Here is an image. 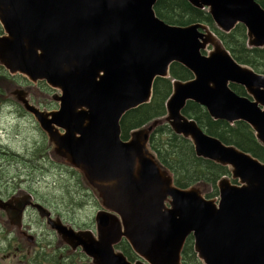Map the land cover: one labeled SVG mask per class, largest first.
Wrapping results in <instances>:
<instances>
[{
  "label": "water",
  "instance_id": "95a60500",
  "mask_svg": "<svg viewBox=\"0 0 264 264\" xmlns=\"http://www.w3.org/2000/svg\"><path fill=\"white\" fill-rule=\"evenodd\" d=\"M157 1L0 0V64L60 92L54 98L59 109L49 113L17 98L54 145L50 156L80 173L102 207L95 232L52 217L25 191L0 200V210L10 229L33 244L32 234L20 232L30 207L59 241L91 264H182L190 236L202 264H264V163L208 135L183 114L186 103L195 102L214 120L246 123L264 147V74L237 63L208 25L161 20ZM187 2L206 10L221 32L242 24L247 46L264 48V8L256 0ZM173 63L192 77L172 81L165 117L122 140L121 118L150 102L155 79L169 78ZM232 84L245 95L236 94ZM161 123L189 140L196 157L228 168L230 175L217 182V199L205 198L201 184L175 185L148 145ZM122 240L137 261L116 248Z\"/></svg>",
  "mask_w": 264,
  "mask_h": 264
},
{
  "label": "trees",
  "instance_id": "16d2710c",
  "mask_svg": "<svg viewBox=\"0 0 264 264\" xmlns=\"http://www.w3.org/2000/svg\"><path fill=\"white\" fill-rule=\"evenodd\" d=\"M256 1L264 8V0ZM154 10L156 15L167 24L186 26L201 22L208 25L237 63L264 74V48L247 46L246 29L243 25L235 26L229 33L221 32L215 27L207 11L194 8L187 0H158ZM191 77V73L186 68L173 63L170 66V78H156L150 102L126 112L121 118L122 140H127L132 130L165 117V103L172 92V81L174 79L186 81ZM230 87L236 94L245 95L241 86L232 84ZM183 114L193 119L208 135L264 162V147L257 142L253 131L246 123L240 121L229 124L226 121L214 120L202 106L192 101L186 103ZM149 148L156 155L159 163L171 172L176 186L186 188L202 184L207 190L205 196L208 198L217 196V182L223 176L230 175L227 167L196 157L190 141L174 134L166 123L159 124L152 131ZM72 172L79 181L82 179L78 172L74 170ZM116 248L123 252L128 260L132 261L136 258L124 240ZM35 256L40 261L45 260L41 253ZM76 256L77 259L80 257L84 261L80 262L81 264H88L85 262L86 257L80 252L66 256L67 262L64 264H75L73 258ZM182 264H202L193 252L191 236L186 240Z\"/></svg>",
  "mask_w": 264,
  "mask_h": 264
},
{
  "label": "rangeland",
  "instance_id": "374dc122",
  "mask_svg": "<svg viewBox=\"0 0 264 264\" xmlns=\"http://www.w3.org/2000/svg\"><path fill=\"white\" fill-rule=\"evenodd\" d=\"M211 49L209 46L207 51ZM202 54L206 53L202 51ZM29 85L32 89V102L39 106L40 111L49 113L57 110L58 103L53 101L52 97L60 95L58 90L49 88L44 81ZM0 129L5 132L1 134V142L4 144L10 141L11 149L19 154L17 160L21 163L27 161L23 169L14 166L7 169L0 167V179L15 178L23 182L25 185L21 189H27L25 193L32 196L33 202L41 203L63 223L76 230L95 232L94 217L102 208L97 195L83 179L79 181L76 178L72 172L74 169L50 156L52 145L47 135L39 130L34 118L18 114L17 118L12 120L5 116L1 120ZM44 145L48 149V157L42 153L46 152ZM2 160L4 158H0V162ZM217 196L214 199H217ZM25 219V225L21 227L20 232L31 230L36 237L33 244H28L20 235L7 233L8 228L5 229L0 221V264H64L67 262L66 256L75 252L83 254L80 250L72 251L59 241L56 233L35 212L29 211ZM38 253H41L45 260L40 261L35 256ZM73 259L75 264L84 262L80 257L77 259V256ZM135 261L137 258L130 262ZM85 262L91 264L87 257Z\"/></svg>",
  "mask_w": 264,
  "mask_h": 264
},
{
  "label": "flooded vegetation",
  "instance_id": "af4514ba",
  "mask_svg": "<svg viewBox=\"0 0 264 264\" xmlns=\"http://www.w3.org/2000/svg\"><path fill=\"white\" fill-rule=\"evenodd\" d=\"M4 35H5V32L0 25V37H2ZM30 83H32V82H30L25 76L18 74V73L12 74L0 64V123H1V120L5 116H8L12 120H15L17 118L18 114L23 116V117H29V116L31 117L32 116V114H30L28 111H26V109L23 107V104L20 103V101L17 98V94L24 96V98L26 100H28V102L31 105L37 107V109H40L38 105H35L32 102V100H33L31 98L32 89L30 88V85H29ZM58 105H59V103L57 104V106ZM37 126H38L39 130H41L38 123H37ZM0 132H2L3 134L5 133L1 129H0ZM41 132L43 134H45L42 130H41ZM48 144L49 143H47V147H48ZM47 147H46V145H44L46 152H44V151L42 152L44 155H46V157H48ZM18 157H19V154H17L15 151H13L11 149L10 141L5 142L4 144L1 142V133H0V158H4V160H2L0 162V167H3L2 169H7V168H10L11 166H14V167H19V168L23 169V167H25L24 164H26L27 161L25 160L23 163H21L20 161L17 160ZM47 160H48V158H47ZM260 162L264 163L262 161H260ZM227 176H229V175H227ZM0 182L2 184V185H0V200L3 202L10 200L16 194H19V193L23 194L21 191L27 190V189H21V187L25 184L23 182L18 181L15 178L0 179ZM232 183L237 184L236 180H234V181L232 180ZM216 187H217V184H216ZM206 198L211 199L208 197H206ZM29 211L34 212V210L31 209L30 207H26L23 211L22 226L25 225V220H26L25 217ZM0 221H1V223L5 229H7L6 226H8V225L10 226L9 229H7V233H15L14 228H13V230L10 229L11 224H10V222L8 220V216L4 210H0ZM27 232L32 233L31 230H28ZM185 244H186V242H185ZM185 244H184V247H185ZM184 247H183L182 253H181V262L183 261ZM192 248H193V246H192Z\"/></svg>",
  "mask_w": 264,
  "mask_h": 264
},
{
  "label": "bare ground",
  "instance_id": "6f19581e",
  "mask_svg": "<svg viewBox=\"0 0 264 264\" xmlns=\"http://www.w3.org/2000/svg\"><path fill=\"white\" fill-rule=\"evenodd\" d=\"M237 25H239V24H237ZM236 25V26H237ZM240 25H242V24H240ZM235 28V27H234ZM28 79V78H27ZM30 81V80H29ZM30 82H32V81H30ZM39 81H37V82H32V83H34V84H36V83H38ZM46 83V82H45ZM47 84V83H46ZM48 85V84H47ZM48 87L49 88H51V89H53V90H57V89H54V88H52L51 86H49L48 85ZM55 96H57V95H55ZM55 96H53L52 98H53V101H55V102H57L54 98H55ZM59 96V95H58ZM58 103V102H57ZM59 109V105H58V108H57V110ZM57 110H54V111H57ZM49 112H53V111H49ZM1 134H2V132H0ZM150 138V137H149ZM149 141V140H148ZM149 145V144H148ZM52 146H54V145H52ZM51 215H52V217H54V215L51 213ZM55 233V232H54ZM32 234V233H31ZM33 235V234H32ZM34 236V235H33ZM35 239H36V237H35Z\"/></svg>",
  "mask_w": 264,
  "mask_h": 264
}]
</instances>
